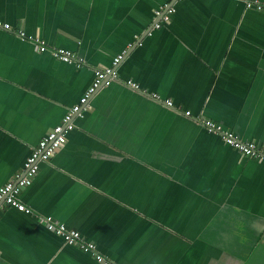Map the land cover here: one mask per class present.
I'll use <instances>...</instances> for the list:
<instances>
[{
    "label": "crops",
    "instance_id": "0c3cea01",
    "mask_svg": "<svg viewBox=\"0 0 264 264\" xmlns=\"http://www.w3.org/2000/svg\"><path fill=\"white\" fill-rule=\"evenodd\" d=\"M165 3L175 12L152 28ZM0 21L12 27L0 30V186L94 70L126 50L117 79L101 82L20 192L31 212L0 207V264H264V163L199 121L264 146V10L245 0H0ZM19 28L84 63L39 52ZM45 215L104 261L65 244Z\"/></svg>",
    "mask_w": 264,
    "mask_h": 264
},
{
    "label": "built area",
    "instance_id": "2783aa9c",
    "mask_svg": "<svg viewBox=\"0 0 264 264\" xmlns=\"http://www.w3.org/2000/svg\"><path fill=\"white\" fill-rule=\"evenodd\" d=\"M245 6L254 8L258 11L264 10V2H260L259 0H245ZM174 12V5L165 3L161 10L157 12L160 15V19L152 25V28H159L162 23L168 22ZM0 30H12V27L9 23L0 21ZM15 33L20 39L33 42L37 46L39 52L48 53L59 61L73 63L77 66L84 63L83 60L77 58L69 49L49 46L38 36L27 35L21 28L17 29ZM128 46H131V44L129 43ZM125 54L126 50L121 51L113 58L111 66L94 70L93 81L80 97L78 103L69 108L62 116L60 122L48 130L31 149L23 162L21 172L16 173L11 180L0 186V207L10 206L18 211L25 213L31 212V209L19 198L20 192L32 183L38 172L40 163L49 160V158L64 144L67 132L74 128V117L80 112L81 107L88 102L89 97L99 87L101 82L108 78L117 79L116 66ZM127 83L132 88H137L138 86L130 80H128ZM154 97L156 96L154 95ZM164 105L175 111L182 112L186 116H190V111L184 110L180 104H174L170 99H165ZM199 121L208 132L220 135L223 142L228 146L236 149L244 156L260 160L264 163V146H260L253 141L241 140L231 131L224 129L222 125L216 121L206 118ZM39 220L49 231L60 236L65 244L78 247L84 252H91L98 262L104 261L101 254L96 251L95 244L86 240L77 229L68 227L65 223L59 222L51 215L40 216Z\"/></svg>",
    "mask_w": 264,
    "mask_h": 264
}]
</instances>
